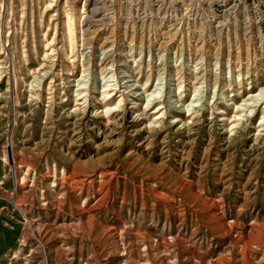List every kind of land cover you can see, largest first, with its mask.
<instances>
[{"label":"rangeland","instance_id":"1","mask_svg":"<svg viewBox=\"0 0 264 264\" xmlns=\"http://www.w3.org/2000/svg\"><path fill=\"white\" fill-rule=\"evenodd\" d=\"M0 264H264V0H0Z\"/></svg>","mask_w":264,"mask_h":264}]
</instances>
